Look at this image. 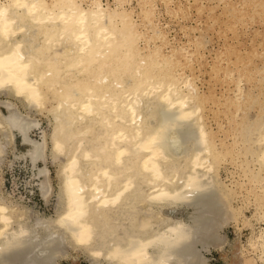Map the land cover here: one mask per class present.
<instances>
[{
    "label": "bare ground",
    "instance_id": "1",
    "mask_svg": "<svg viewBox=\"0 0 264 264\" xmlns=\"http://www.w3.org/2000/svg\"><path fill=\"white\" fill-rule=\"evenodd\" d=\"M112 2L0 0V95L30 110L51 104L59 161L54 215L3 194L0 180V264L81 254L91 264H208L223 225L243 213L232 204L237 188L247 180L264 205V0ZM193 10L206 14L201 29L178 20ZM165 14L185 40L170 36ZM214 24L233 37L209 62L204 30ZM239 36L252 39L245 51ZM207 65L226 87L220 96L198 87ZM212 102L229 109L227 125L208 121ZM39 124L0 99V131L20 135L31 167L47 160L46 132L30 136ZM240 154L246 180L226 185L220 165ZM38 170L47 200L50 171ZM249 244L264 264V227Z\"/></svg>",
    "mask_w": 264,
    "mask_h": 264
},
{
    "label": "rangeland",
    "instance_id": "2",
    "mask_svg": "<svg viewBox=\"0 0 264 264\" xmlns=\"http://www.w3.org/2000/svg\"><path fill=\"white\" fill-rule=\"evenodd\" d=\"M112 1L113 0H103V3L107 4L110 2L112 4ZM132 3L133 6L137 7L136 1H133ZM195 12L196 11L194 10L192 11L193 17L191 20L183 18H179L178 20H181L182 23L187 25H193L196 27L199 26V28L201 29L202 26H205L204 23L206 22V14L202 15L201 18H198L197 13ZM171 18V16L166 14L161 17L163 22H167V25L170 28V36L172 38H176L177 40H185L180 24L171 21ZM214 25L216 27H214V30L211 29L212 26L204 30L205 39L210 40V42L207 44L208 49L204 51L205 56L207 57V60L209 62H211V57H209L211 56L210 49H218L226 36L233 37V33L231 31H227L226 36H224L223 33L219 34L217 32L219 30L218 24ZM256 26L262 28V26H260L258 23H256ZM238 38L241 41H246V38L244 36H239ZM236 39L231 40L235 41ZM251 41L252 39L250 38L248 39V41H246V45L243 46V51L248 48V44ZM209 70H211V66L209 68V65H207L204 68L202 67V69L196 73L199 76V79L197 80L198 87L201 90H206L207 87H215L217 90V94H219L218 96H220L221 92L225 90L226 87L219 81H217L214 76L212 77ZM0 99H11L15 103H17L20 112H23L25 115H28L30 118L40 123L38 127H34L31 130V138L40 141L42 140L43 136L42 132L45 131L47 139L49 140L46 163L40 161L37 167H31L32 164L30 160L28 158H24L23 156V154L27 151V146L22 143V138L20 137V135H15L17 137L15 138V136H13L10 131H7V137L5 138L4 132L0 131V140L2 143V147L4 146L3 152H6H0V157L2 158V160L0 161V180L2 182L3 194L8 195L14 201L28 207L33 211H39L44 215H54L56 211L59 191V183L57 179L59 161L57 160V162L54 160L50 148L51 132L53 129V116L51 115L50 111L47 110L50 109L51 104L47 101L44 105L46 107L30 110L26 108L23 103L18 101V99H16L15 97L2 94L0 95ZM3 110L6 112L5 108ZM204 113L207 115L208 121L213 125V127L217 128L216 122H222L224 124L226 123L227 125L228 114L230 112L229 109L224 108V105L212 102L205 105ZM219 135L220 137L224 136L223 133H220ZM228 157L229 158L223 161L220 165V177L223 183L226 185H231L235 183V180H246L245 176L243 175L242 168V163L246 160V157L243 154L235 155L234 158H231V156ZM45 166H47L50 171L51 185L53 187V192L47 200L42 196L41 190L39 188L40 179L36 177V174L39 171L38 168H43ZM232 177H234V179ZM237 191H239V195L236 196L232 204L237 208L242 207L243 213H241L237 217V219L231 218L223 225L224 228L222 227L221 229V234L223 237L222 244L217 248L212 247L209 252L205 253L208 259V264H261V260L259 259L260 251H255V249L251 247L249 243L250 240L259 233L260 229L264 227V218H262L261 220L260 215V211L264 210V205L262 206V208L259 207L261 205H259V201H257L256 199L255 193L252 189V184L247 180L244 184V187H238ZM182 214L183 212H180L179 216ZM76 256L77 257H70L65 260H59V263L91 264L84 255L81 254L79 256Z\"/></svg>",
    "mask_w": 264,
    "mask_h": 264
}]
</instances>
